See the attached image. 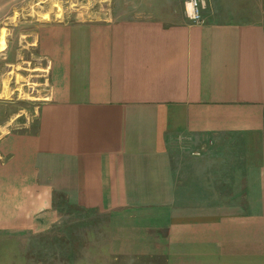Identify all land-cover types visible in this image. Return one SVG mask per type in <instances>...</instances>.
<instances>
[{
  "label": "crops",
  "instance_id": "1",
  "mask_svg": "<svg viewBox=\"0 0 264 264\" xmlns=\"http://www.w3.org/2000/svg\"><path fill=\"white\" fill-rule=\"evenodd\" d=\"M200 14L111 0L36 27L47 95L0 140V230L48 226L60 196L104 217L109 264H264V0Z\"/></svg>",
  "mask_w": 264,
  "mask_h": 264
},
{
  "label": "rangeland",
  "instance_id": "2",
  "mask_svg": "<svg viewBox=\"0 0 264 264\" xmlns=\"http://www.w3.org/2000/svg\"><path fill=\"white\" fill-rule=\"evenodd\" d=\"M190 1L183 0L189 19ZM110 5L111 0H0V140L8 132L31 131L37 105L47 95L44 65L32 47L36 27L103 17ZM189 148L175 149L179 157H204ZM52 210L49 225L38 230H0V264H109L99 251L107 231L103 216L93 221V213L83 214L60 196Z\"/></svg>",
  "mask_w": 264,
  "mask_h": 264
},
{
  "label": "built area",
  "instance_id": "3",
  "mask_svg": "<svg viewBox=\"0 0 264 264\" xmlns=\"http://www.w3.org/2000/svg\"><path fill=\"white\" fill-rule=\"evenodd\" d=\"M191 8V17L190 19L193 22H201L200 7L203 5V0H191L189 2Z\"/></svg>",
  "mask_w": 264,
  "mask_h": 264
}]
</instances>
